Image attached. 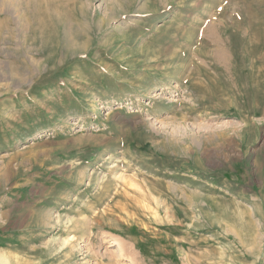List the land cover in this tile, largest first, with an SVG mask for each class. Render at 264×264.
<instances>
[{
    "label": "rangeland",
    "instance_id": "obj_1",
    "mask_svg": "<svg viewBox=\"0 0 264 264\" xmlns=\"http://www.w3.org/2000/svg\"><path fill=\"white\" fill-rule=\"evenodd\" d=\"M0 264H264V0H0Z\"/></svg>",
    "mask_w": 264,
    "mask_h": 264
},
{
    "label": "bare ground",
    "instance_id": "obj_2",
    "mask_svg": "<svg viewBox=\"0 0 264 264\" xmlns=\"http://www.w3.org/2000/svg\"><path fill=\"white\" fill-rule=\"evenodd\" d=\"M167 1V0H166ZM103 3V2H102ZM110 3H112V2H110ZM117 3V2H116ZM168 3V2H167ZM37 4V3H36ZM40 5V4H39ZM41 5H42V3H41ZM111 5V4H110ZM114 5H116V4H114ZM120 5V4H119ZM131 5V4H130ZM130 5H128V7L130 6ZM168 5V4H167ZM106 6V5H105ZM121 6V5H120ZM115 7V6H114ZM114 7H112V8H114ZM149 7V6H148ZM111 8V7H110ZM39 9V8H38ZM148 9V11H149V8H147ZM39 10H41V9H39ZM102 11H103V9H102ZM106 11V10H105ZM143 11H145V10H143ZM150 11H152V10H150ZM149 11V12H150ZM146 12H147V10H146ZM19 18V17H18ZM28 23V22H27ZM211 27V26H210ZM210 27H208L207 29L209 30V31H211V28ZM217 32V31H216ZM65 34V33H64ZM221 39V38H220ZM216 40L217 42H216V44H215V48L213 49L214 50V53H215V55L216 56H218V57H220V58H225V56L227 55V54H225V52H226V48L225 47H223L222 45H221V42L224 44V42H223V40L221 39V40ZM225 46V45H224ZM72 47H70V49H71ZM68 50V49H67Z\"/></svg>",
    "mask_w": 264,
    "mask_h": 264
}]
</instances>
